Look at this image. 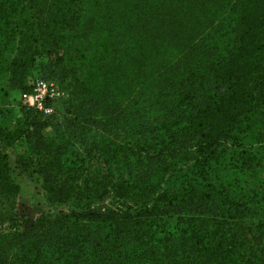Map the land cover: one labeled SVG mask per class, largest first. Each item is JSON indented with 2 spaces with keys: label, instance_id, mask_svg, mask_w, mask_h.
<instances>
[{
  "label": "trees",
  "instance_id": "1",
  "mask_svg": "<svg viewBox=\"0 0 264 264\" xmlns=\"http://www.w3.org/2000/svg\"><path fill=\"white\" fill-rule=\"evenodd\" d=\"M89 1L93 15L82 0L37 2L61 49L67 32L85 40L81 71L69 78L57 58L62 112L24 107L14 130L0 129V207L21 189L2 144L26 141L36 158L22 162L47 201L69 208L3 230L0 264H264V202L192 177L184 188L180 174L194 160L206 175L220 140L264 106V0ZM20 5L0 0V24ZM22 47L12 83L31 91Z\"/></svg>",
  "mask_w": 264,
  "mask_h": 264
},
{
  "label": "rangeland",
  "instance_id": "2",
  "mask_svg": "<svg viewBox=\"0 0 264 264\" xmlns=\"http://www.w3.org/2000/svg\"><path fill=\"white\" fill-rule=\"evenodd\" d=\"M38 1L21 0L20 9L12 16L10 22L0 24L1 130H14L23 117L24 107H34L43 111L45 115H51L55 111L62 112L63 106L60 101L68 98L69 94L61 86L57 74L53 73L54 62L57 58L64 59L69 78L81 71V60L78 55L80 52L76 49V43L80 45L85 40L79 38L80 35L67 32L65 33L67 43L62 45L61 49L57 41L58 36L54 35V31L49 30L48 26L42 31V27L49 23V17L46 19L48 12H45V8L41 9L40 5L37 6ZM86 3L87 0H82V6H86L87 13L93 15L94 5L90 1ZM42 11L45 14H42ZM80 28V32L85 36L94 31L91 23L85 26L82 24ZM104 36V34H99L93 38ZM212 40L213 38L209 37L204 44L208 45ZM19 42L23 46L22 50L28 53L23 59V66L25 67L24 78L27 86L31 87V91L16 88L12 83V61L14 55L17 54ZM31 45L34 49L28 50ZM35 47L37 48L36 53H34ZM202 51H204L202 54H205V46L198 48V52ZM175 54L173 53V56ZM42 81L60 92L59 95L44 97L43 108L39 107L35 97ZM68 82L70 83L69 80ZM45 135L50 137L51 129H47ZM1 149L9 153L12 176L20 184L21 189L13 202L4 203L5 205L0 207V233L3 230H9L13 224L23 225L26 220H35L43 213L68 211L69 207L66 205H51L47 201L46 191L35 170L28 168L22 162L28 157L36 158L29 143L20 141L11 147L2 144ZM19 157L22 158V163L18 161ZM211 162L210 168H204L208 170L206 175L202 174L205 171L200 172L193 167L194 160L184 164L180 171L184 188L192 181V177V184L203 186L213 184L220 193H224V196L227 194L236 202H250L256 207L260 205L258 202H264V106L257 108L247 118H242V123L237 125L229 137L220 140ZM84 167L85 172L94 170L90 165ZM12 217L13 220H11ZM165 219L169 224L174 225L177 216L169 214Z\"/></svg>",
  "mask_w": 264,
  "mask_h": 264
},
{
  "label": "built area",
  "instance_id": "3",
  "mask_svg": "<svg viewBox=\"0 0 264 264\" xmlns=\"http://www.w3.org/2000/svg\"><path fill=\"white\" fill-rule=\"evenodd\" d=\"M59 95L60 92L56 91V88L49 86L45 82H41L39 84V87L37 88V94H36V99L38 101L39 107L43 108V98L48 97V96H54V95ZM46 108V107H45ZM47 110V108H46Z\"/></svg>",
  "mask_w": 264,
  "mask_h": 264
}]
</instances>
